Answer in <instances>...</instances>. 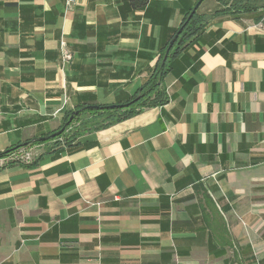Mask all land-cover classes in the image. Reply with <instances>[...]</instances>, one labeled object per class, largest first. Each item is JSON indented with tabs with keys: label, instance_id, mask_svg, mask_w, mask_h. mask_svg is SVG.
Here are the masks:
<instances>
[{
	"label": "crops",
	"instance_id": "0c3cea01",
	"mask_svg": "<svg viewBox=\"0 0 264 264\" xmlns=\"http://www.w3.org/2000/svg\"><path fill=\"white\" fill-rule=\"evenodd\" d=\"M197 1L0 0V152L141 91ZM219 9L166 103L0 157V264H264V8Z\"/></svg>",
	"mask_w": 264,
	"mask_h": 264
},
{
	"label": "trees",
	"instance_id": "16d2710c",
	"mask_svg": "<svg viewBox=\"0 0 264 264\" xmlns=\"http://www.w3.org/2000/svg\"><path fill=\"white\" fill-rule=\"evenodd\" d=\"M217 1L220 3L221 9L217 10L215 14H224V13L239 14L243 12L256 11L264 8V0H217ZM193 7L186 12L184 20L180 25V27L186 21ZM205 18L206 16L200 13L198 8V10L192 16L190 21L184 26L183 31L181 32L175 45L170 51L168 59L174 56L180 50L187 48L189 44L200 34V32L205 28L208 22L205 20ZM168 44L169 42L161 48L159 62L156 68L154 69L153 74L143 84L141 91L137 92L128 100L121 103L131 102L141 92V97L138 101L132 102L127 107H122V108L118 106L112 108L109 105H98L99 106L98 108H88L86 107L88 105H79L74 109H70L66 111L63 125L69 120L73 111L83 108V110H81L80 113L75 115L72 122L66 127V130L61 135L56 136L54 138H48L47 140H40L39 138H36L34 140H28L24 143L16 144L14 146L8 147L4 151H1L0 157H7L10 155L11 152L21 147H28V146H33L35 144H42L51 139L58 140L61 137L66 143L72 144L76 141V139L80 135L84 133L93 132L102 128L109 127L113 124H116L122 120H125L141 112L146 107H152L166 103L169 100V96L167 94L166 86L163 80L169 70L168 62H167L168 59L163 68H161V61L165 55ZM138 105L141 107L135 108ZM67 130L70 131L73 130V135L68 136V134H66ZM14 161H18L20 163H26L30 166H32V164L34 163V159L31 162H23L21 160H14Z\"/></svg>",
	"mask_w": 264,
	"mask_h": 264
},
{
	"label": "water",
	"instance_id": "95a60500",
	"mask_svg": "<svg viewBox=\"0 0 264 264\" xmlns=\"http://www.w3.org/2000/svg\"><path fill=\"white\" fill-rule=\"evenodd\" d=\"M204 0H198L197 3L195 4V6L193 7L191 13L188 15L186 21L184 22V24L178 29V31L175 33V35L172 37V39L169 41L168 47L166 49L165 55L161 61V68H163L165 66V63L169 57L170 51L173 48V46L175 45L178 37L180 36L181 32L183 31L184 26L190 21V19L192 18V16L196 13V11L198 10V8L200 7V5L203 3ZM141 94H138L131 102H126V103H118V104H112L109 105L110 107L114 108V107H127L129 104H131L132 102H136L140 99ZM88 108H98V105H88L86 106ZM81 110H83V108L75 110L72 112L69 120L57 131H55L54 133H52L51 135L48 136H43L40 137V140H47L48 138H54L56 136L61 135L66 127L72 122V120L74 119L75 115H77L78 113L81 112Z\"/></svg>",
	"mask_w": 264,
	"mask_h": 264
},
{
	"label": "rangeland",
	"instance_id": "374dc122",
	"mask_svg": "<svg viewBox=\"0 0 264 264\" xmlns=\"http://www.w3.org/2000/svg\"><path fill=\"white\" fill-rule=\"evenodd\" d=\"M215 4V0H204L203 3L200 5L199 7V11H203V10H207L208 8H210L211 6H213ZM205 20L209 21L210 20V16L206 15ZM141 94V92H140ZM141 106H136L135 108H139ZM66 130V129H65ZM66 134H68V136H72L73 135V130H67ZM40 144H35L33 146H35L34 148H32V146H28V147H21L13 152L10 153V155L8 157H13V158H21L22 155H30L32 157H36L39 149L42 148L43 146H39ZM12 159V158H11Z\"/></svg>",
	"mask_w": 264,
	"mask_h": 264
},
{
	"label": "built area",
	"instance_id": "2783aa9c",
	"mask_svg": "<svg viewBox=\"0 0 264 264\" xmlns=\"http://www.w3.org/2000/svg\"><path fill=\"white\" fill-rule=\"evenodd\" d=\"M71 3H72V0H68V4L71 5ZM63 56H64V60L71 59V57H72L71 53L65 48H63ZM11 158L13 160H21L23 162H31L35 157H32V156L26 154V155H22L21 158H16V159L13 157H11Z\"/></svg>",
	"mask_w": 264,
	"mask_h": 264
}]
</instances>
